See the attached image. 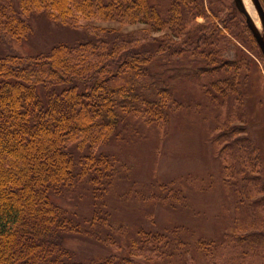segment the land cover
Instances as JSON below:
<instances>
[{
  "label": "trees",
  "instance_id": "obj_1",
  "mask_svg": "<svg viewBox=\"0 0 264 264\" xmlns=\"http://www.w3.org/2000/svg\"><path fill=\"white\" fill-rule=\"evenodd\" d=\"M37 10L92 37L82 34L48 51H9L34 36ZM91 20L146 27L124 33ZM238 41L259 49L233 1L0 0V264H142L135 256L145 264L257 262L264 249V195H256L264 192L263 155L255 137H233L247 127H229L232 119L244 121L241 98L252 95L251 60ZM230 44L229 58L221 52ZM176 76L198 92L186 96ZM177 97L189 105L181 108ZM174 112L203 114L209 132L220 129L231 144L229 169L240 182L232 192L238 205L241 197L247 202L236 209L250 220L231 223L229 234L246 224L251 229L241 239H225L219 225V232L192 242L175 227L145 228L141 217L127 213L139 196L156 192L145 183L133 187V161L120 154L131 144L125 138L133 132L152 140L167 131ZM246 165L257 173L247 175ZM169 187L164 192L176 194ZM152 207L148 201L137 212L150 216ZM69 238L102 252L80 254L66 245Z\"/></svg>",
  "mask_w": 264,
  "mask_h": 264
},
{
  "label": "rangeland",
  "instance_id": "obj_2",
  "mask_svg": "<svg viewBox=\"0 0 264 264\" xmlns=\"http://www.w3.org/2000/svg\"><path fill=\"white\" fill-rule=\"evenodd\" d=\"M223 1L226 6H230L233 0ZM243 4L250 17L252 19L253 17L257 19L260 25L259 30H261L262 25L251 0L243 1ZM250 6L252 7L253 15L250 14ZM226 10L225 8V12ZM37 15L41 16L34 18ZM32 16L31 34H34V36L32 38L30 37L26 42L11 46L9 51H48L51 47L59 43L76 40V38L82 34V39H89L92 37V33H87L82 28H75L59 22L49 15L47 10H40V13L38 10L34 11ZM196 20L203 22L204 18L198 16ZM87 22L102 26H112L124 33L146 27V24L142 23L124 24L114 20H91ZM166 32V29H164L156 32L155 36L163 37ZM245 34L248 36L247 32H245ZM152 35L154 34L152 33ZM235 45L251 60L248 72L251 79L249 91L252 92V95H248V92H246L245 97H243V99L241 98L243 103H245L246 116L244 121H240L237 118L232 119L229 127L231 126L237 129L243 128L237 131H245L247 129L246 132L248 135H246V132H240L234 134L233 137L240 136L241 134L251 139L255 137L261 147L263 155L262 161L264 163V63L263 60L260 59L261 50L255 48L256 51H254L248 42L241 43L238 41ZM221 54L229 58L233 56L234 47L232 44L229 45L226 51H222ZM148 58L150 61L151 57ZM173 75H178V72H173ZM176 80H178L177 83L182 85L184 89L183 93L186 96L189 93L198 92L189 81H180L181 78H178V76H176ZM118 81L122 80L119 79ZM113 83H115V81ZM38 92H41L40 89H38ZM183 98L185 97H177L178 100L183 102V104H180V107L182 105L184 109L190 102L188 103ZM193 101H195L194 98L192 102ZM188 116L189 115L184 113L175 115L174 112L168 120L167 131L161 132L159 136L153 134L152 140L143 138L140 133L133 134L132 132L130 136L126 134L127 136L124 144H131L120 151V154H123V156L125 155L129 161H133L132 167H129L130 164L128 165V172L132 175L131 178H133L131 183L134 182L133 187H137V182L145 183V189L147 185H149L151 188L155 189L156 193L151 198H147L144 195L139 196L140 199H137L136 204H131L132 207L129 211L127 210L128 212L125 211L124 207H119V212L121 214L130 213L133 217H141L145 223V228L162 229L163 227L169 226L175 227V234L186 235L187 238L192 239V242L197 237H209L212 236L213 232H219V225H222L220 228V230H223L222 232H227V234L225 233L223 236L225 239L232 236L241 239V236L247 233L251 228L247 227L244 229L250 219H247V214L244 217L241 216L240 209H236L237 206H241L240 204L244 203L246 205L247 202L244 197H241V202L238 205L236 203L237 198L232 192L235 183L240 184V182L236 181L237 178L232 176V172H230L229 169L231 161L227 158V152L230 151L231 144L226 143L227 139L219 132L220 129L209 132L206 124L200 121L203 114L198 113L193 117ZM129 129L130 128H127V130ZM221 129L224 128L221 127ZM224 132H226V130H224ZM212 135L216 136L215 141L211 140ZM115 141L118 144L122 140L118 138V140ZM103 148L110 149L114 148V146L106 145L103 146ZM251 170L253 169L249 168L247 165L245 166L247 175L248 172H250L251 176H254L257 172ZM163 181H165L166 186L160 187L159 184ZM156 183L159 184L156 185ZM196 184H199L202 188ZM169 186L174 189L176 194L173 193L172 195V193H170V195H167L168 193L164 192L170 188ZM157 190L161 192L159 197L156 195L158 194ZM225 192H227V198L229 199L226 198ZM182 194L185 195L184 198L180 196ZM231 194L234 195V199ZM259 194L262 196L264 192L260 193V191H258L256 195ZM225 198L226 201H231V203L229 202V204L226 203L225 205ZM148 201H153L154 207L151 209L150 216L142 217L145 214L143 215L141 212L138 213L137 209L147 204ZM59 202L66 204L63 200H59ZM244 219L246 224L241 225L242 229H236L234 233L229 234L232 232V230L229 229V227H231L230 224H242L241 221ZM223 221L226 222L220 224V222ZM106 226L107 224H105V227ZM226 226H228V228H225ZM65 243L74 251H79L80 254L102 252L99 246L95 244L88 245V242L77 238L66 239ZM135 257L140 263L145 264L143 257ZM195 259L196 262L202 261L200 257H196ZM187 264L197 263L193 262V260H189ZM212 264L214 263L212 262ZM252 264H264V249H262L261 258L255 263L252 262Z\"/></svg>",
  "mask_w": 264,
  "mask_h": 264
},
{
  "label": "water",
  "instance_id": "obj_3",
  "mask_svg": "<svg viewBox=\"0 0 264 264\" xmlns=\"http://www.w3.org/2000/svg\"><path fill=\"white\" fill-rule=\"evenodd\" d=\"M254 9L256 10L261 25H262V29L259 30V28L255 25L253 19L250 17L249 13L247 12V10L245 9V6L243 4V0H233V3L235 4V6L237 7V9L244 14L245 16V22L248 26V28L250 29V31L252 32L254 38L257 41V44L259 46V49L261 50L263 59H264V8L260 2V0H251Z\"/></svg>",
  "mask_w": 264,
  "mask_h": 264
},
{
  "label": "bare ground",
  "instance_id": "obj_4",
  "mask_svg": "<svg viewBox=\"0 0 264 264\" xmlns=\"http://www.w3.org/2000/svg\"><path fill=\"white\" fill-rule=\"evenodd\" d=\"M243 1L245 2L246 0H243ZM250 10H251V11H250V14H252V15H253V11H252V7H251V6H250ZM252 17H253V16H252ZM253 19H254V21H255V22H254V23H255V25H256V26L259 28V27H260V25H259V22L257 21V19H256V18H254V17H253Z\"/></svg>",
  "mask_w": 264,
  "mask_h": 264
}]
</instances>
